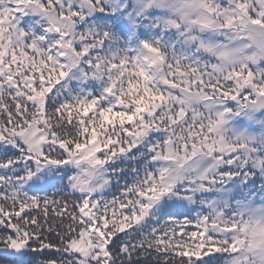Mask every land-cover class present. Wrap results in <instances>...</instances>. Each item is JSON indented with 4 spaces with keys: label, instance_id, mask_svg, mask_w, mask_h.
Returning <instances> with one entry per match:
<instances>
[{
    "label": "snow or ice",
    "instance_id": "6c2138e0",
    "mask_svg": "<svg viewBox=\"0 0 264 264\" xmlns=\"http://www.w3.org/2000/svg\"><path fill=\"white\" fill-rule=\"evenodd\" d=\"M210 2L218 20L211 32L185 31L170 18L161 22L177 30L185 46L179 54L174 46L142 42L139 50L100 55L107 31L77 29L95 12H111L109 18L119 19L105 7L106 0H39L57 18H70V33L67 20L56 25L58 32L44 20L39 28L33 22L35 31L22 30L19 19L24 13L41 20L34 6L25 0H0V46L6 50L0 56V264H222L224 255L210 251L222 247L219 234L204 229L214 224L207 205L214 197L233 200L238 192L242 195V189L226 190L230 179L234 184L247 181L244 188L255 191L257 181L249 177L264 173V159L246 157L239 148L215 153L216 171L203 179L202 191L194 193L186 182L158 200L146 199L156 179V152H162L169 139L179 151L175 138L181 124L169 121V116L175 118L176 106L165 105L163 98L178 95L187 79L210 95L223 109L218 114L227 117L232 110L226 101L252 99L251 87H236L239 78L251 74L254 85L264 81L261 64L218 73L214 58L204 57L203 51L205 41H221L218 36L224 41L242 31L235 26L237 19L247 17L264 28L260 0ZM133 7L138 16L159 9L155 0H134ZM202 33H208L206 39ZM69 41L72 51L64 46ZM150 50H158L162 62L151 64ZM136 66L149 79L130 96L129 85L139 82L133 74ZM69 77L100 80L103 87L95 95L65 101L61 94ZM182 123L186 126L187 118ZM25 128L27 133L21 135ZM34 128L41 131L33 135ZM92 135L94 146L99 145L95 163L74 151ZM130 153L144 155L152 168L118 195L97 197L111 181L105 166ZM50 190L55 191L46 194ZM259 194L264 195V188Z\"/></svg>",
    "mask_w": 264,
    "mask_h": 264
},
{
    "label": "rangeland",
    "instance_id": "374dc122",
    "mask_svg": "<svg viewBox=\"0 0 264 264\" xmlns=\"http://www.w3.org/2000/svg\"><path fill=\"white\" fill-rule=\"evenodd\" d=\"M27 1V0H26ZM32 4H35L32 11L41 17L38 20L37 17L31 13H24L20 16L19 26L22 30L31 29L35 31L36 28L42 26L44 21L52 26L53 31H60L59 27H56L60 21H68V33L72 32L71 20L68 17L61 16L57 18L55 12L50 8L39 3V0H30ZM120 3L125 4L124 8H120ZM262 6H264V0H260ZM134 0H119V7H114V0H106L105 7L118 13L119 22L121 28L119 31L127 40L128 50H139L142 42L147 40L150 43L156 42L163 43L165 45L174 46L178 51V54L184 50V44L179 38V34L176 29L164 28L162 21L170 18L173 24L182 25L185 31L188 32H211L218 23L217 18L213 14L210 0H155V6L159 9L150 10L154 14L149 15L148 12L142 15H137L136 10L133 7ZM118 8V10L116 9ZM123 9L122 12L120 10ZM164 11V12H163ZM111 12H104L106 23L109 25L112 32L116 31V23L112 21ZM92 16L88 17L86 24L78 27V31H91L92 27L90 23H94ZM44 20V21H43ZM114 20V19H113ZM123 21V23H121ZM33 22H36V28H33ZM237 29L242 31H236L227 40H223V37H216L221 41H205L204 51L215 55L217 60V66L219 73L226 72L228 68L242 65H249L246 63H240L245 57L252 61L250 65L253 67L264 66V60L256 62V58L248 53L253 52L255 44L249 40L245 33L248 25H252L247 21V17L243 20L237 19L234 21ZM127 25V27H125ZM68 33H61V36L68 35ZM120 34V35H121ZM205 39L208 33H202ZM201 34V35H202ZM71 45V42H66L64 45L66 48ZM250 45V46H249ZM247 46V47H246ZM69 49V48H68ZM127 49V45H126ZM5 51V49H4ZM72 51V49H69ZM227 53L226 56H221L220 53ZM73 55H76L73 52ZM22 56L26 57L25 53ZM151 64H156L158 61L154 57L159 58V62H162V57L158 50H150ZM147 59V58H146ZM238 64V66H237ZM231 65V66H230ZM112 67H117L112 65ZM139 68V69H138ZM137 69V70H136ZM133 73L139 78L138 80L146 82L149 78L145 75V70L136 66ZM132 71L131 69L124 70V72ZM147 74V73H146ZM199 80L197 76L195 78ZM253 76L251 74L243 76L238 79L236 87L240 90L243 87H251L253 89L252 99H245L243 101L235 103L232 100L226 101V107L232 110V114L224 117L219 115L223 109L217 102L212 100V97L204 92L202 88L198 89L195 82H189L185 79L184 84L188 88H194L196 95L192 97V93L186 89V92L181 89L178 95L175 96V100L179 109L182 108L179 118L183 122L185 118L188 120V125L182 124L181 128L189 131L197 121H201L197 125V128L187 135V144L184 141L180 142L181 133L175 139L178 140L179 151L183 152V165L179 166L170 165V162L162 164L158 167L160 181L163 185H177L186 182L192 184V190L194 193H198L203 190V179L212 175L216 171L217 159L214 156L215 153H221L226 150L239 148L246 157L257 156L264 159V81L258 84L252 83ZM135 82V81H134ZM188 82L190 83L188 85ZM137 83V82H136ZM138 84V83H137ZM103 85V81L96 79H89L88 81L80 80L78 77H69L65 82V88L61 94L62 98L66 96L69 99H73L76 96L82 94L92 93L95 95ZM134 87L128 89V93L131 96L136 89L143 88ZM184 88V87H183ZM189 92V93H188ZM239 93L237 92V95ZM147 95V93H145ZM198 96L199 100H194L190 105V100ZM192 97V98H191ZM143 100V97L140 98ZM139 104V101H135ZM147 104V103H145ZM169 106L168 104H165ZM170 107V106H169ZM115 111L118 109H114ZM178 110V108H176ZM239 113L238 115L236 113ZM81 115H85L81 112ZM172 117V116H170ZM206 126V127H205ZM200 130L203 132L200 133ZM28 131L27 128L21 130L20 134L24 135ZM41 129H33L32 134ZM193 138L195 142L193 143ZM40 139H43L41 137ZM95 140V135L90 136L89 141ZM166 150L163 159H168L170 155L175 156L177 148L173 146L172 140H166ZM188 148V149H186ZM76 153H82L80 157L82 160L96 162V153L99 151V145L91 143L87 147V143L74 148ZM157 151L155 155L160 154ZM124 158L121 156L119 159ZM116 161V160H115ZM114 161V162H115ZM195 161V164L192 162ZM113 162V163H114ZM113 163L107 164L105 167L108 169ZM162 171V172H161ZM107 175L110 176L109 171ZM250 179H256L255 191H249L248 188H244V184L247 181L239 183H233L230 179L227 181L226 190L228 192L242 189V195L247 199L242 198L241 193H237L236 199L230 200L227 195L223 197H214L207 205L208 215H210L214 221L212 225H205L204 229L213 230L219 234L220 244L222 247L210 249L211 251H218L224 255L225 259L223 264H247L248 257L242 254V249L246 244L250 245V232L251 227L249 219L254 210L257 215L264 214V195L259 194V190L264 188V173L256 172L255 175H250ZM110 183L103 188L100 192L96 193L97 197H103L104 193L109 191ZM163 196V195H161ZM159 196V198L161 197ZM225 213L227 216L225 217ZM78 245H74L77 247Z\"/></svg>",
    "mask_w": 264,
    "mask_h": 264
},
{
    "label": "trees",
    "instance_id": "16d2710c",
    "mask_svg": "<svg viewBox=\"0 0 264 264\" xmlns=\"http://www.w3.org/2000/svg\"><path fill=\"white\" fill-rule=\"evenodd\" d=\"M25 3L33 5V6L35 5V4H32L30 0H27V1L25 0ZM124 6H125V4L122 5L120 3V8L123 7V9L126 11ZM116 9L118 10V8H116ZM120 12H122V11L120 10ZM115 14L118 17V13L115 12ZM92 17L95 19H94V23L89 24V26L92 27L91 31H99V32L107 31V33H108V38L104 40L103 49L101 50V52L99 54L100 55L126 54L129 51L128 50V43H127V40L124 37V35H122L120 33L121 31H119V29L121 28L119 19H114V20L112 19V21L114 23H116V27H118V29L116 31L112 32L113 30H111L109 25L106 23V20L104 17V12H99L98 14H96ZM201 36H202V38H205V36L203 34ZM144 41L148 42L147 40H144ZM126 45H127V49H126ZM68 48L71 49V45H69ZM203 51H204V49H203ZM5 53H6V50L4 51V48L2 46H0V56L4 55ZM208 56L214 58L215 55H211L210 53H206L204 51V57H208ZM154 58H156L158 61L157 63H159V58L157 56ZM124 63H125L124 61H121V64L119 66L121 68H123ZM214 64H215V71H217L219 73L218 66H217V60L215 58H214ZM124 70H128V68H124ZM133 74L135 75V73H133ZM145 75H147V74L145 73ZM138 78H139V76H138ZM189 84L190 83L188 82V85ZM135 85L138 87H142V85H144V84L141 81H139L138 84L136 83V81L135 82L133 81L132 84L129 85V88H131L132 86L136 87ZM100 87L102 88L103 85H101ZM181 89L184 90V92H186V89H187L189 92L192 93V97H194L196 95V91L194 90V88H188V87H186L185 84H184V88H178V91L180 92ZM61 99L65 100V101L72 100V99H69L67 96L65 98L61 97ZM194 100H199L198 96H196V98L193 99L192 101L190 100V105H192V102ZM162 103L168 104L170 107L172 104H175V106H176V108H178V110H176V108H175V118L173 119L172 117L169 116V121L173 124L180 123L182 126L183 123L180 121L182 118L178 117L182 108L179 109V106L177 105L176 100H175V96L174 95L171 97L165 96L162 100ZM145 107H147V104H145ZM88 115H91V112H89ZM195 125L197 128L198 124L195 123ZM126 126H127V122H126ZM177 131H180V133H181L180 142L184 141L185 136L187 137V135L190 133L189 131L183 129V127H182V129H178ZM201 132H203V131L200 130V133ZM91 143H94V140H91V141L88 140L87 141V147H89V145ZM81 145H83V144H80L78 146H81ZM164 146L166 147L165 142L163 145L162 152L160 151L161 152L160 154L155 155L153 157V163H154L155 171H156V179L154 180L153 185L150 189L151 195L150 196L146 195V199H148L149 201L158 200L159 196L167 194L173 187L176 186V185L166 186V185H163L161 183V181L159 179L160 178V176H159L160 172L158 169V167L160 165L165 164L167 162H170V165L179 166L181 168L184 167L183 161H182L184 158V155H183V152H181V151L177 150L178 153L175 156H173V154H172L168 157V159H166V160L163 159V155H165V153H166ZM186 149H188V148H186ZM161 162H163V163L161 164ZM152 166H153L152 163L144 155H141L140 153H136L134 157L130 153L127 157H124L122 159H117L112 165H110L108 167V171H109V174L111 176V181H110L109 191L107 193L103 194V198L110 199L113 196L118 195L125 186L131 185L132 183H134L136 181L138 175H142L146 168L150 169V168H152ZM113 169L115 170V172L112 171ZM54 191L55 190H50L46 194L51 195ZM192 230H195L194 226H193ZM223 262H224V260L222 261V264H223Z\"/></svg>",
    "mask_w": 264,
    "mask_h": 264
},
{
    "label": "clouds",
    "instance_id": "9594fccd",
    "mask_svg": "<svg viewBox=\"0 0 264 264\" xmlns=\"http://www.w3.org/2000/svg\"><path fill=\"white\" fill-rule=\"evenodd\" d=\"M245 36L255 44L253 52L247 55L254 56L257 63L264 60V28L248 25ZM240 63L251 64L252 61L245 57ZM257 211L254 210L249 219L250 245L246 244L241 250L248 257L247 264H264V214L257 215Z\"/></svg>",
    "mask_w": 264,
    "mask_h": 264
},
{
    "label": "water",
    "instance_id": "95a60500",
    "mask_svg": "<svg viewBox=\"0 0 264 264\" xmlns=\"http://www.w3.org/2000/svg\"><path fill=\"white\" fill-rule=\"evenodd\" d=\"M96 13H97V12H95L94 14H96ZM94 14H93V15H94Z\"/></svg>",
    "mask_w": 264,
    "mask_h": 264
}]
</instances>
